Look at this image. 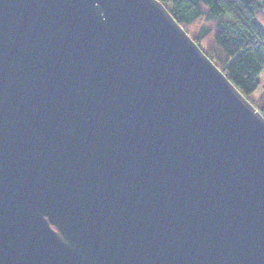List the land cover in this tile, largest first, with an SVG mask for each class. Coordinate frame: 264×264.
<instances>
[{
  "label": "water",
  "instance_id": "water-1",
  "mask_svg": "<svg viewBox=\"0 0 264 264\" xmlns=\"http://www.w3.org/2000/svg\"><path fill=\"white\" fill-rule=\"evenodd\" d=\"M0 264H264V117L159 0H0Z\"/></svg>",
  "mask_w": 264,
  "mask_h": 264
},
{
  "label": "trees",
  "instance_id": "trees-1",
  "mask_svg": "<svg viewBox=\"0 0 264 264\" xmlns=\"http://www.w3.org/2000/svg\"><path fill=\"white\" fill-rule=\"evenodd\" d=\"M264 117V0H159Z\"/></svg>",
  "mask_w": 264,
  "mask_h": 264
},
{
  "label": "rangeland",
  "instance_id": "rangeland-1",
  "mask_svg": "<svg viewBox=\"0 0 264 264\" xmlns=\"http://www.w3.org/2000/svg\"><path fill=\"white\" fill-rule=\"evenodd\" d=\"M260 79H261L262 81H264V72H263L262 75L260 76ZM260 92H261V87L258 88V89L254 92V94L250 97V102L253 101V100H255V98L257 97V95L260 94Z\"/></svg>",
  "mask_w": 264,
  "mask_h": 264
}]
</instances>
